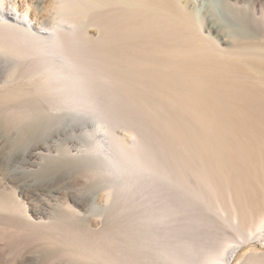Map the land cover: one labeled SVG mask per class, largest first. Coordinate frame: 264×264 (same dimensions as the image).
I'll list each match as a JSON object with an SVG mask.
<instances>
[{"label": "rangeland", "instance_id": "374dc122", "mask_svg": "<svg viewBox=\"0 0 264 264\" xmlns=\"http://www.w3.org/2000/svg\"><path fill=\"white\" fill-rule=\"evenodd\" d=\"M13 2L32 12V0ZM236 4L235 19L264 33L252 0ZM91 12L88 31L95 38L88 43L85 91L102 105L114 133L111 144L131 173L114 179L83 157L90 125L66 127L51 112L54 96L32 86L29 62L25 87L0 94V264H213L241 238L245 243L232 264H264V234L252 237L256 226L236 221L233 185L219 184L205 163L214 156L194 147L215 142V134L160 98L155 79L167 77L166 69L153 64L135 74L110 57L113 42L106 45L104 32L111 33L105 20L113 10ZM137 41L131 39L128 51L136 55L131 49L138 47L140 57L150 55ZM8 124L14 125L4 135Z\"/></svg>", "mask_w": 264, "mask_h": 264}, {"label": "bare ground", "instance_id": "6f19581e", "mask_svg": "<svg viewBox=\"0 0 264 264\" xmlns=\"http://www.w3.org/2000/svg\"><path fill=\"white\" fill-rule=\"evenodd\" d=\"M236 1L32 0L29 13L13 0H0V94H16L25 87L31 62L32 86L48 89L54 96L51 112H57L66 127L90 125L86 134L90 144L83 149V157L114 179L129 175L131 171L111 144L114 133L102 105L92 103L86 95L88 43L95 38L88 31V16L92 9L111 8L112 15L107 13L110 17L104 19L111 33H102L108 39L106 45L113 42L110 49L106 47L110 57L134 72L153 64L167 70V77L155 79L158 95L181 106L215 134V142L194 147L214 156L205 162L207 168L219 184L233 185L235 219L241 225L254 224L250 233L258 237L264 234V33L235 19ZM249 6L256 19L264 21V0H252ZM132 19L137 22L132 25L138 24L137 31L131 27ZM131 39L145 44L150 55L140 57L138 47L131 49L136 55L129 52ZM176 124L170 121V125ZM13 125L4 127L3 134L10 135ZM190 139L187 136L188 144ZM93 208L99 209L96 204ZM244 243V238L239 239L213 264H232Z\"/></svg>", "mask_w": 264, "mask_h": 264}]
</instances>
